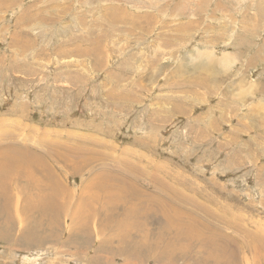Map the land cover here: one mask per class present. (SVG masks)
<instances>
[{
	"label": "rangeland",
	"instance_id": "obj_1",
	"mask_svg": "<svg viewBox=\"0 0 264 264\" xmlns=\"http://www.w3.org/2000/svg\"><path fill=\"white\" fill-rule=\"evenodd\" d=\"M6 176L0 264H264V0H0Z\"/></svg>",
	"mask_w": 264,
	"mask_h": 264
},
{
	"label": "bare ground",
	"instance_id": "obj_2",
	"mask_svg": "<svg viewBox=\"0 0 264 264\" xmlns=\"http://www.w3.org/2000/svg\"><path fill=\"white\" fill-rule=\"evenodd\" d=\"M243 6V5H242ZM15 140V139H14ZM12 141L11 140V142H10V146L11 147H9V151L10 152H14V160H15V163H16V165H18L19 166V169H29V171L31 170V168H34L33 170H38V171H42V172H46V173H48V175L47 176H44L46 179H47V182H45V183H43V184H39L40 186H42L45 190H48V189H50V188H54V187H52V186H55L56 185V190L55 191H52V192H48V191H45V190H41V191H39L41 194H43V198L44 199H47L48 197H50V198H48L47 200H46V202H45V204H44V207L47 209V211L49 212V214H50V217L52 218V221H53V223H57V221H55L54 219H57L60 215H62L63 214V208H62V203H61V197L62 196H64L66 193H65V191L62 189L61 190V188H60V183H59V181L57 180V179H54V177H53V175H52V170L50 171L49 169H50V167L48 166V165H46L45 163H44V160H45V162H47L48 160L47 159H51L52 157H55V154L57 153V155L58 156H62L63 154H61V153H58V152H54V153H51V152H45V154H47V155H54V156H51V157H47V158H45V156H43L42 157V153L40 154V155H38L37 153L38 152H33V148H31V147H26V146H19V145H16V144H18V143H16V141ZM20 141V140H19ZM28 146V145H27ZM71 151V150H70ZM67 153V152H66ZM108 155H110L109 153H108ZM41 156V157H40ZM67 156V155H66ZM63 158V157H62ZM91 158V157H90ZM55 159H57V158H55ZM126 159V158H125ZM132 159V158H131ZM58 160V159H57ZM66 160V159H65ZM117 160V159H116ZM59 161V160H58ZM91 161V160H90ZM118 161V160H117ZM119 161H122V160H119ZM118 161V162H119ZM126 161V160H125ZM132 161V160H131ZM98 162V161H97ZM100 162V161H99ZM128 162V161H127ZM126 162V163H127ZM52 165V164H51ZM121 165V164H120ZM127 168V167H126ZM137 168V167H136ZM129 169V168H128ZM74 170V169H73ZM135 170V169H134ZM26 171V170H25ZM56 171V170H55ZM128 171H132L131 169L130 170H128ZM133 172V171H132ZM140 172V171H139ZM28 173V172H27ZM57 173V172H56ZM29 174V173H28ZM58 174V173H57ZM139 174V173H138ZM9 175V174H8ZM137 175V174H136ZM10 176V175H9ZM26 176V175H25ZM24 176V177H25ZM104 175H102L101 177H100V183H102V180L103 181H105V184H111L112 182V180L110 179V178H108V177H103ZM13 177V176H12ZM17 178H18V176H16ZM129 177H131V176H129ZM134 177V176H133ZM20 178V177H19ZM25 178H27V177H25ZM137 178V177H136ZM28 180L27 181H29V184H31L33 187H34V185L36 184V180H35V182H34V178L32 179L31 177H28L27 178ZM127 179V178H126ZM140 179V178H139ZM9 180L10 181H15V178H11V177H5V178H1L0 177V185H3V187H1L0 186V192L3 194V195H5V190L6 191H8V193L10 194V189L9 188H7V186H6V184H7V182H9ZM44 180V179H43ZM124 181H126V180H124ZM38 182V181H37ZM4 183V184H3ZM15 183H17V182H15ZM41 183V182H40ZM103 184H104V182H103ZM37 185V184H36ZM117 185V184H116ZM5 186V187H4ZM22 188H23V186H21ZM20 187V188H21ZM27 187H29V186H27ZM67 186H65V188H66ZM3 188L5 189V190H3ZM27 189V188H26ZM37 189H38V187H37ZM39 189H40V187H39ZM42 189V188H41ZM17 190H19V188L17 189ZM23 190H24V188H23ZM72 191V189H69V192H71ZM95 194H96V192H95ZM2 195V196H3ZM19 195H20V193H19ZM68 196H70L69 195V193L67 194ZM8 197H12V196H8ZM67 197V196H66ZM69 198V197H68ZM104 198V197H103ZM17 199H18V202L17 203H19V196H18V194H17ZM95 200V199H94ZM100 200V199H99ZM63 201V200H62ZM93 201V200H92ZM136 201V200H135ZM132 202V201H131ZM75 203V202H74ZM87 203V202H86ZM75 204H77V209H79V205L80 204H78L77 203V201H76V203ZM99 204V203H98ZM51 206H55V207H52L51 208V210L49 211V207H51ZM128 206V205H127ZM129 207V206H128ZM72 208V207H71ZM103 208V207H102ZM65 209V208H64ZM80 209H81V207H80ZM139 209V208H138ZM75 210V209H74ZM86 210V209H85ZM127 213V212H126ZM41 214H45V210H41ZM64 214H66V213H64ZM73 218V217H72ZM25 220V219H24ZM75 221V220H74ZM73 221V222H74ZM83 222V221H82ZM52 230V229H51ZM182 233V232H181ZM181 233H178L177 235V237H173L172 238V240L170 241V242H168V246H175V242H173V240L174 239H179V240H182V242H184V240L183 239H187L190 243H194L195 241H197V240H200L201 239V237H197V236H195L194 234H189V235H186V234H181ZM175 235V234H174ZM174 235H171V236H174ZM143 236V235H142ZM144 239H147V238H142L141 239V241L142 240H144ZM148 239H150L149 237H148ZM160 239V238H159ZM152 242H153V240L152 239H150ZM147 241V240H146ZM145 241V242H146ZM210 241V240H209ZM157 242V241H156ZM142 243V242H141ZM150 243V242H149ZM174 244V245H173ZM185 244V243H184ZM187 244V243H186ZM209 244V243H208ZM102 245V244H101ZM146 245V244H145ZM210 245V244H209ZM82 246V245H81ZM149 246V245H148ZM153 246V245H152ZM162 246L163 245H159V246H156V247H160L159 248V251H158V253L157 254H155L154 252H150L151 250H149V247H144L142 244H140V243H135V252L137 253V254H139L140 252H142V250H143V248H145L144 249V251H145V253H146V249H148L149 250V255L146 253V255L144 254V257H145V259H146V261H149V263H152L153 261L154 262H156L155 260H157V261H161L162 259L164 260H166V261H169L166 257L168 256V254H174L175 253V249H173V248H167L168 246H166L162 251H161V249H162ZM154 247V246H153ZM201 247H204V245H202ZM216 247V246H215ZM155 248V247H154ZM130 249V248H129ZM221 251H222V254H221V259L222 260H216V261H214L212 264H224L225 262L226 263H228V264H231L230 262H227V260L229 261V259H227V257H226V251L224 250V248H223V246H222V248H219ZM202 250H204V249H202ZM168 251H170L167 255H165L166 254V252H168ZM197 252V251H196ZM204 252V251H203ZM144 253V252H143ZM136 254V255H137ZM208 254V253H207ZM161 255V256H160ZM162 255H165V258H164V256H162ZM195 255V258L193 259L194 261H196V260H198V261H200V262H202L203 261V263L204 264H207L208 263V259H205V258H201V257H198V254L196 253V254H194ZM132 256H134V255H132ZM141 256V255H140ZM163 257V258H162ZM130 258H132L131 256L129 257V261H130ZM172 258H173V255H172ZM172 258H170L171 260H172ZM142 259V258H141ZM250 259V258H249ZM187 260V259H186ZM192 260V259H191ZM135 261V260H134ZM141 261V260H140ZM133 262V261H132ZM133 263H135V262H133ZM161 264H163V263H161ZM166 264H167V262H166ZM197 264H202V263H199V262H197Z\"/></svg>",
	"mask_w": 264,
	"mask_h": 264
},
{
	"label": "crops",
	"instance_id": "obj_3",
	"mask_svg": "<svg viewBox=\"0 0 264 264\" xmlns=\"http://www.w3.org/2000/svg\"><path fill=\"white\" fill-rule=\"evenodd\" d=\"M31 6H33V5H31ZM33 7H34V6H33ZM25 16L33 17V15H32L31 13H26ZM40 18H43V19H44V17H40ZM44 20H45V19H44ZM45 22L48 23L49 25L52 24V22H47L46 20H45ZM48 24H47V25H48Z\"/></svg>",
	"mask_w": 264,
	"mask_h": 264
}]
</instances>
